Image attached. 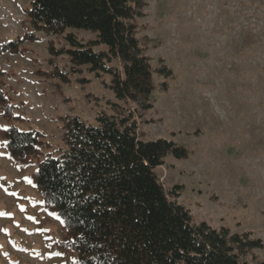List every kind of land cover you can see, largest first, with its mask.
<instances>
[{"label":"rangeland","instance_id":"1","mask_svg":"<svg viewBox=\"0 0 264 264\" xmlns=\"http://www.w3.org/2000/svg\"><path fill=\"white\" fill-rule=\"evenodd\" d=\"M148 1L141 21L147 28L140 37L153 64L167 65L175 76L166 92L153 93L152 122L141 126V138L173 139L191 152L188 159L167 158L156 172L167 191L182 187L177 201L195 221L233 233L251 231L264 241V0ZM28 9L27 0H0V43L33 31ZM70 32L94 38L84 30ZM36 34L37 41L23 44L27 53L0 57L9 74L3 89L25 119L13 124L43 132L50 145L42 148L44 155L58 156L64 147L59 118L78 115L94 124L96 112L113 94L86 71L71 74L64 57L55 60L59 68L51 65L50 41L58 48L66 42ZM39 71H64L71 82ZM79 77L92 81L80 84ZM155 80L158 87L163 82L157 74ZM87 96L102 99L101 107L93 100L88 104ZM10 124L0 119V127ZM34 170V165L14 164L0 140V264H69L73 254L56 255L51 249L65 231L29 183ZM254 253L264 261V249Z\"/></svg>","mask_w":264,"mask_h":264},{"label":"trees","instance_id":"2","mask_svg":"<svg viewBox=\"0 0 264 264\" xmlns=\"http://www.w3.org/2000/svg\"><path fill=\"white\" fill-rule=\"evenodd\" d=\"M32 32L0 43V57L23 55L26 42L36 33L63 37L66 46L53 41L47 46L55 60L67 59L70 73L84 71L100 80L113 99L86 97L100 108L91 124L78 115L59 118L64 147L59 155L45 154V134L22 130L14 122L25 119L16 113L11 96L3 89L8 72L0 65V140L8 158L21 166L34 165L29 175L43 200V207L63 222V237L51 249L75 256L69 264H264L254 251L264 241L251 231L233 233L195 221L190 209L178 203L181 186L167 191L156 172L169 157L188 159L191 152L173 139L141 138L140 128L152 121V95L168 90L174 72L156 67L149 47L140 37L147 26L148 0H27ZM71 30H84L94 38L79 39ZM47 77L70 78L64 71H39ZM163 79L158 84L155 75ZM108 77L109 81H105ZM78 83L92 80L79 77ZM58 92L63 94L58 83ZM67 100V99H66Z\"/></svg>","mask_w":264,"mask_h":264},{"label":"snow or ice","instance_id":"3","mask_svg":"<svg viewBox=\"0 0 264 264\" xmlns=\"http://www.w3.org/2000/svg\"><path fill=\"white\" fill-rule=\"evenodd\" d=\"M29 183H32V181L29 180ZM0 215H2V214H0ZM50 215L56 216V213L53 212V213H50ZM56 255H61V254L60 253H56ZM73 264H75V261L73 262Z\"/></svg>","mask_w":264,"mask_h":264}]
</instances>
